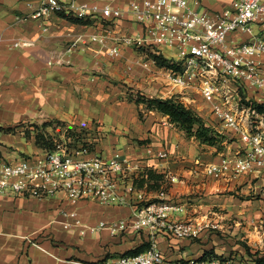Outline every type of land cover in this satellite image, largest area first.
I'll list each match as a JSON object with an SVG mask.
<instances>
[{
	"label": "crops",
	"instance_id": "crops-1",
	"mask_svg": "<svg viewBox=\"0 0 264 264\" xmlns=\"http://www.w3.org/2000/svg\"><path fill=\"white\" fill-rule=\"evenodd\" d=\"M127 1L120 0L124 5ZM38 6L39 0H0V38L3 39L0 46L1 158L17 161L42 154L45 148L37 143L35 125L41 126L46 122L58 125L46 128L45 131L52 134L60 131V124L69 127L71 124L98 119L105 125L107 133L103 144L98 145L99 155L112 157L116 146L133 161H141L148 170L138 180V184L151 197H155L164 186L169 187L168 197L172 200L180 194L187 195L186 198L180 195L182 198L174 200L186 205V213L176 214L177 218H195L225 229L229 222L225 224L224 220L231 216L250 222L252 216L259 214L247 208L248 205L232 206L230 198L234 195H219L218 192H232L243 184H246L244 190L251 188L253 178L259 177L258 182H261L264 172L249 173L242 177L227 175L224 178L207 174L205 167L218 163L223 156L217 153L214 146L187 137L184 131L170 123L168 117L160 112H146L141 117L140 109L143 106L136 104V95L127 101L120 98L125 93L122 84L135 85L145 92L142 91L141 95L149 98L174 96L171 90L165 88L166 81L159 75L158 66L153 63L147 51L139 52L132 46L122 44L120 53L110 56L108 49L113 45L111 37L105 47L87 43L69 52L68 45L72 39L84 36L87 40L88 36L97 31L105 33L104 28L110 26L106 23L103 28L94 18L88 19L87 24H80L58 15L46 20L23 19ZM113 29L115 34L111 36L120 38L141 32L140 25L128 20L119 21ZM17 39H30L35 44L29 48H10V44ZM182 102L189 106L191 100L185 99ZM207 105L199 103L198 110L194 106L189 107L204 119L207 126L222 133L218 129L220 122L211 110H206ZM222 128L226 130V138L233 139L231 144L228 143L231 147L229 151L236 152L241 147L239 135L224 126ZM160 151H167L168 158L158 157ZM250 176L252 179H249ZM245 202L250 204L251 201ZM64 205L58 198L39 200L0 195V264H89L101 261L108 255L123 254L149 240V235L141 232L133 234L137 238L135 243L123 244L107 228L85 237L66 233L58 216ZM213 207L228 210L223 220L211 218L208 212ZM79 213L85 224L98 226L101 222L114 223L128 219L133 209L83 202L79 206ZM45 230L53 232L63 241H72V245L66 248L63 244L53 246L49 239H45L41 242L43 250L26 241L27 237ZM158 242L160 248L173 260L198 259L211 248L203 246L204 249L199 250L196 256L186 257L182 251L193 248L192 240L168 241L160 237Z\"/></svg>",
	"mask_w": 264,
	"mask_h": 264
},
{
	"label": "built area",
	"instance_id": "built-area-1",
	"mask_svg": "<svg viewBox=\"0 0 264 264\" xmlns=\"http://www.w3.org/2000/svg\"><path fill=\"white\" fill-rule=\"evenodd\" d=\"M56 15L94 18L101 27L106 23L110 26L87 40L84 36L72 39L69 52L87 43L105 47L111 37V56L120 53L122 44L143 51L159 50L160 45L176 50V59L166 57L168 66L160 67L153 59L166 86L178 91L179 100L190 99L189 104L201 96L217 120L241 141L236 152L207 165L206 173L224 178L264 172V113L257 109L264 105V0H128L125 5L120 0L104 4L39 0V6L23 19L46 20ZM122 20L140 25L141 32L122 38L111 36ZM2 42L0 38V46ZM34 44L30 39H17L10 48ZM59 130L66 138L52 133L51 150L17 161L0 157V195L60 199L65 203L58 213L60 225L66 233L79 237L105 228L114 236L149 235L150 246L140 254L108 255L89 264H240L226 255L170 259L159 246L160 237L195 240L205 229L214 227L212 222L177 218L176 214L186 213V205L170 199L164 190L152 198L138 184L148 170L141 161H133L120 151L110 158L95 154L86 139L76 144L68 136L66 141L70 127L60 126ZM158 157L167 158L168 152L160 151ZM83 202L126 206L133 214L114 223L91 226L80 216Z\"/></svg>",
	"mask_w": 264,
	"mask_h": 264
},
{
	"label": "rangeland",
	"instance_id": "rangeland-1",
	"mask_svg": "<svg viewBox=\"0 0 264 264\" xmlns=\"http://www.w3.org/2000/svg\"><path fill=\"white\" fill-rule=\"evenodd\" d=\"M135 50L137 51L139 50V52H141L140 49L136 48ZM159 50L156 48L148 49L147 54L150 56L151 54H154V55H160L163 57L175 58V59L178 57L177 56L178 53L176 50H171L164 45H160ZM115 83L118 84L117 82ZM122 85H124L125 93H123L122 97L120 98H123L122 100H125V101L129 100V98L133 95H136L135 97L141 95L140 93L143 91V90L136 88L135 85L134 86H129L128 84H122ZM165 88L168 90H171L166 86ZM171 91L174 93L175 95L174 97H180V95H178V91L176 90L175 91L171 90ZM123 96H126V97H123ZM195 98H196V103L190 104V105L188 104V105L194 106L195 109L198 110L199 108L198 104L206 103V102L199 95L195 96ZM180 101H183V100H180ZM206 110L208 111L211 110V106L207 105ZM142 112H143V117H144V115L146 114V111L142 109ZM97 120L98 119L91 121V122L71 124L72 126L71 125L69 126L70 132L75 131L76 132L75 135H80L81 138L86 139L88 141L90 150H92L95 154H98L99 152L98 145L103 144V142L105 141L106 135H107L106 130H105V125L100 123ZM59 126H63V124H60ZM222 127H223L222 123H218V129L222 132L221 134L225 135L226 130ZM58 134L59 135L62 134L61 137L66 138L63 135V132L61 130L58 131ZM218 139L221 141L220 144H218L217 146H214L216 150L218 151L217 153H220L223 155L234 153L233 150L229 151V148L231 147H229V144H228L233 141L232 138L227 137V139H224V138L221 139L220 137H218ZM66 141L68 142V138ZM114 151L118 152V151H122V149L120 148L116 149V146H115ZM244 177H247V176H244ZM249 179H252L251 176L249 177ZM245 180H247V178ZM259 180H260L259 177L258 178L254 177L252 187L245 188V190L243 188L246 184H243L239 188H237V190H234L232 192H228V191L222 192V193L218 192L219 195H225V196L234 195V196H231L230 198L232 201V206L239 207L242 204L248 205L247 208H252V211H257L259 214L252 216L253 219H251L250 222L247 220H243L244 218L240 219L239 217L231 216L229 219L224 220L225 224L227 222L230 223V224L228 223L227 228L222 229L216 226V227H209L208 229H205L200 238L192 240V243L194 245L193 248L182 251L183 253L182 255L183 256L187 255L186 257L196 256L200 252L199 250L204 249L203 246H208L211 248L207 251L213 250L214 252L205 256L204 258L208 256H213V255L214 256L226 255L228 257H233L240 264H249L253 261L264 259V178L262 177L261 182H258ZM161 190H164L168 194L169 187L164 186L163 188H160L158 192ZM180 195L183 198H186L187 196V195L183 196L182 194ZM180 195H178V197H176V199L174 200H178L182 198V197H179ZM249 200L251 201L250 204H246V202L245 204L243 203L244 201H249ZM227 212H228L227 209L224 210L223 208H220V207H213L210 209L208 213L210 214L211 218L213 217V218L223 220V216L226 215ZM217 222L221 224L220 220L219 221L217 220ZM238 222L240 224H237ZM219 224H216V225H219ZM117 237L121 240L120 242L123 244L125 243L133 244L135 243L137 239L133 234H127V233L121 234ZM45 239H49V241L53 243V246H58V245L63 244L64 247L66 248L72 245V241L70 240L63 241L61 240V238H57L53 232H47V230L39 234H35L32 237H27L26 241H29L31 245H34V246H37L43 249L41 242H44ZM215 240L217 243H215ZM223 245L224 247L219 249V247ZM183 259L185 260L186 258H183ZM260 264H264V263L261 262Z\"/></svg>",
	"mask_w": 264,
	"mask_h": 264
},
{
	"label": "trees",
	"instance_id": "trees-1",
	"mask_svg": "<svg viewBox=\"0 0 264 264\" xmlns=\"http://www.w3.org/2000/svg\"><path fill=\"white\" fill-rule=\"evenodd\" d=\"M70 20H72L75 23L80 24H87L89 23L88 19H80V18H73L69 17ZM151 57L156 61V63L159 66H168V59L166 57L160 56V55H154L151 54ZM136 104L140 107L143 106V109H145L146 112H152L157 111L162 113L164 116L168 117V120L170 123L176 125L178 128H180L187 137L189 138H195L197 141H199L202 144H206L209 146H217L220 144L221 139H227L225 135L219 133L214 128L207 126L204 119L191 107L186 106L182 101H180L177 97H170V98H158L153 97L149 98L144 95H139L134 98ZM259 112L264 113V106L258 105L257 107ZM140 116L143 117V112L140 109ZM58 124V123H57ZM54 124L52 122H46L41 126H36L35 136L37 143L45 149L51 150L54 148L53 143L51 141V134L46 132L47 127L53 128ZM65 126V125H63ZM70 135L72 136L73 140H75V143H79L82 141V138L80 135H75V131L70 132ZM150 246L149 241L142 243L135 249H131L126 251L125 255H134V254H140L148 249ZM213 253V251H206L199 259H203L205 256ZM183 261V260H182ZM254 264H260L261 262L264 263V259H259L257 261H253Z\"/></svg>",
	"mask_w": 264,
	"mask_h": 264
}]
</instances>
